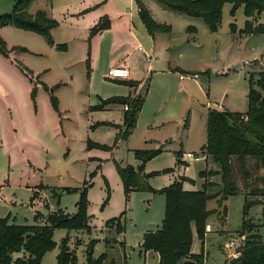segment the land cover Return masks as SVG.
I'll return each mask as SVG.
<instances>
[{
  "label": "rangeland",
  "instance_id": "1",
  "mask_svg": "<svg viewBox=\"0 0 264 264\" xmlns=\"http://www.w3.org/2000/svg\"><path fill=\"white\" fill-rule=\"evenodd\" d=\"M17 1L0 0V16L13 14ZM142 3L170 32L150 34L135 0H34L29 14L45 11L58 24L52 43L13 26L0 28L10 51L8 57L0 52V219L35 226L60 210L74 217L86 191L90 231L56 229V246L41 264H58L65 239L77 264H87L91 244L95 264H156L155 254L142 249L144 236L162 228L163 191L180 179L185 191L206 190L212 197L207 210L216 213L207 221L204 241L193 232L192 251L204 253V264H233L249 234L264 238L260 162L247 158L241 165L232 159L241 191L220 206L215 197L223 189L221 168L203 150L209 111L248 112L251 76L257 83L264 72V34L243 33V7L233 15L232 5L225 4L221 26L213 32L203 18L157 0ZM106 21L109 27L93 34ZM258 23L264 26V14ZM121 66H128L131 78L110 79L109 70ZM194 74L197 80L180 78ZM129 82L138 83L139 93ZM45 85L50 91L59 86L54 92L59 112ZM139 95L143 106L136 127L124 139L126 106L98 107ZM137 150L161 153L139 176L145 185L127 193L118 169L137 170ZM186 153L207 159L188 162ZM114 219L121 221L122 234L107 225ZM245 227L251 230L245 233ZM231 241L236 247L228 249Z\"/></svg>",
  "mask_w": 264,
  "mask_h": 264
},
{
  "label": "trees",
  "instance_id": "2",
  "mask_svg": "<svg viewBox=\"0 0 264 264\" xmlns=\"http://www.w3.org/2000/svg\"><path fill=\"white\" fill-rule=\"evenodd\" d=\"M34 0H18L14 13L0 16V28L13 26L24 31H29L43 36L49 42L52 40V32L58 24L48 17L45 11H38L35 15L28 12L29 6ZM138 2L139 13L142 22L152 35L157 32H170L168 27L158 24L150 11L142 3ZM164 7L176 12L184 13L192 17L203 18L213 32H217L222 23V11L225 4H231L232 14L243 7L247 17L246 27L243 33L246 35L264 34V26L258 23L264 14V0H157ZM109 27L106 21L99 25L94 33L101 32ZM232 31L236 29L232 26ZM0 52L9 56V50L5 42L0 38ZM89 62V61H88ZM87 62V64H88ZM28 75L31 74L28 71ZM130 87L137 89L138 83L129 82ZM257 85V89L254 88ZM46 90L50 91L45 85ZM51 92V102L54 109L59 112V102L54 92ZM249 109L245 114L231 113L228 111L211 110L207 118V144L204 151L212 158V161L221 168L223 189L215 197L218 204L223 205L230 197L236 196L241 191L233 179L232 159L237 158L244 165L247 158H253L260 162L264 168V72L259 73L257 83L251 76V88L249 92ZM134 97L127 99H110L102 101L98 108L104 109L114 105L128 106L126 114V130L123 138L127 139L136 127L139 112L143 106L142 95L135 101ZM100 147L90 144L89 147ZM161 150L135 151L136 158L141 166L136 170L132 166L119 167V174L127 193L142 188L138 181L147 162L158 156ZM178 154L177 157H179ZM155 174L147 175L152 177ZM185 179L175 181L163 192L167 199V208L164 224L161 229L148 231L143 240L144 252H153L157 257V264H204V253L192 252L194 229L201 241L206 236V225L210 216L216 212L207 210V202L212 199L205 191H185L183 182ZM208 187V186H207ZM256 195V194H251ZM250 205L245 206V211ZM79 213L71 217L63 211L50 214L44 225L18 226L10 224L8 219H0V264H41L46 253L54 249V231L58 228L67 230L90 231L89 219L85 215L87 209L86 191L78 204ZM226 215L227 208H224ZM40 215L36 220L39 221ZM108 226H117L119 233H123V226L119 219L107 223ZM244 232L251 230L245 227ZM94 245L89 246L87 252V264H95L92 260ZM237 259L233 264H264V238L257 234H249L244 246L239 250ZM102 261V260H101ZM98 261V262H101ZM58 264H77L72 251L64 240L61 253L58 256Z\"/></svg>",
  "mask_w": 264,
  "mask_h": 264
},
{
  "label": "built area",
  "instance_id": "3",
  "mask_svg": "<svg viewBox=\"0 0 264 264\" xmlns=\"http://www.w3.org/2000/svg\"><path fill=\"white\" fill-rule=\"evenodd\" d=\"M139 51H141V49H139ZM145 55H146L147 60L150 61L149 55L148 54H145ZM108 76L112 80H127L130 77V71L127 68L118 67V68L111 69L108 72ZM180 78L181 79L192 78L194 80H197L199 78V75H197V74H194V75H181ZM125 109L128 110V106H126ZM206 159H207V156L205 154H203L202 156L194 155L192 153H186L185 154V160L188 161V162L201 161V160H206ZM243 239H244V237H243ZM226 247L228 249H232V248L236 247V244H235L234 241H231L230 243H228L226 245ZM237 255H238V253H237Z\"/></svg>",
  "mask_w": 264,
  "mask_h": 264
},
{
  "label": "crops",
  "instance_id": "4",
  "mask_svg": "<svg viewBox=\"0 0 264 264\" xmlns=\"http://www.w3.org/2000/svg\"><path fill=\"white\" fill-rule=\"evenodd\" d=\"M48 16L50 17V15L48 14ZM51 18V17H50ZM146 56V55H145ZM121 67H124V68H127L129 71H130V77L128 78V79H130L131 78V75H132V72H131V70L128 68V66H121ZM110 71V70H109ZM180 77H181V75H180ZM182 80H186V79H182ZM137 93H139V87H138V89H137ZM136 93V94H137ZM139 96H141V95H139ZM193 252V251H192ZM156 256V255H155ZM155 260H156V264H157V257H155Z\"/></svg>",
  "mask_w": 264,
  "mask_h": 264
}]
</instances>
